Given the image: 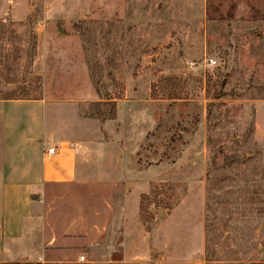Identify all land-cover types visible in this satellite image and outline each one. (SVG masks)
Masks as SVG:
<instances>
[{
  "label": "rangeland",
  "instance_id": "374dc122",
  "mask_svg": "<svg viewBox=\"0 0 264 264\" xmlns=\"http://www.w3.org/2000/svg\"><path fill=\"white\" fill-rule=\"evenodd\" d=\"M4 98L89 146L72 264H264V0H0Z\"/></svg>",
  "mask_w": 264,
  "mask_h": 264
},
{
  "label": "crops",
  "instance_id": "0c3cea01",
  "mask_svg": "<svg viewBox=\"0 0 264 264\" xmlns=\"http://www.w3.org/2000/svg\"><path fill=\"white\" fill-rule=\"evenodd\" d=\"M0 101V264H72L76 262L72 252L82 226L77 221L64 226L50 223L44 197L48 186H71L86 175L87 161L82 156L89 146L63 135L50 136L46 146V112L12 106L24 105L25 99ZM50 146L56 147L54 153L48 152ZM110 159L106 153L104 162L111 163ZM118 165L120 182L129 187L137 181L136 171L128 169L122 158ZM103 177L108 182L116 180L114 172L107 169ZM105 260L115 261L112 257Z\"/></svg>",
  "mask_w": 264,
  "mask_h": 264
},
{
  "label": "built area",
  "instance_id": "2783aa9c",
  "mask_svg": "<svg viewBox=\"0 0 264 264\" xmlns=\"http://www.w3.org/2000/svg\"><path fill=\"white\" fill-rule=\"evenodd\" d=\"M205 62H206V64L208 65V66H211V65H213V64H216V59H214V58H206L205 59ZM55 150H56V147L55 146H50L49 148H48V152L49 153H54L55 152ZM79 260L80 261H84L85 260V255H80L79 256Z\"/></svg>",
  "mask_w": 264,
  "mask_h": 264
}]
</instances>
